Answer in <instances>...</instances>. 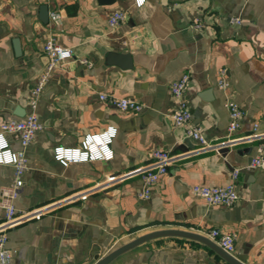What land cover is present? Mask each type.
Here are the masks:
<instances>
[{
	"label": "crops",
	"instance_id": "crops-1",
	"mask_svg": "<svg viewBox=\"0 0 264 264\" xmlns=\"http://www.w3.org/2000/svg\"><path fill=\"white\" fill-rule=\"evenodd\" d=\"M42 5L49 7L48 22L41 19ZM53 10L61 14L59 24L51 21ZM116 10L126 17L111 27L108 16ZM51 35L71 48L73 60L52 72L39 97L43 126L27 147L18 222L8 232L12 264H90L155 230L208 237L212 228L234 233L232 254L246 264H264V167L245 168L264 144V0H146L140 6L135 0H0V120L23 117L15 113L18 107L31 110V90L49 61L44 42ZM110 52L130 53L132 67L109 63ZM223 68L226 89L219 85ZM186 73L191 122L210 143L228 144L199 150L186 125L174 124L178 99L171 84ZM102 91L135 98L144 108L120 111L99 98ZM227 95L243 110L232 134ZM110 128L111 159L63 164L55 158L56 146L76 148L86 135ZM252 134L257 138L248 140ZM7 139L20 146L16 134ZM155 148L174 158L144 198L136 171ZM236 167L244 168L235 205H209L194 194L196 184L227 183ZM12 180L13 167L0 163V199ZM3 214L0 206V221ZM109 264L225 261L200 240L169 235Z\"/></svg>",
	"mask_w": 264,
	"mask_h": 264
},
{
	"label": "built area",
	"instance_id": "built-area-1",
	"mask_svg": "<svg viewBox=\"0 0 264 264\" xmlns=\"http://www.w3.org/2000/svg\"><path fill=\"white\" fill-rule=\"evenodd\" d=\"M146 0H135L137 6L142 5ZM126 17L124 10H116L108 16V23L111 27L117 26ZM52 23L59 24L61 14L57 10L50 12ZM234 20L239 21L238 18ZM44 51L49 58L43 71L38 76L29 99L31 110L23 117H11L0 120V163L11 165L13 167V180L10 184L1 189L0 206L4 214L0 221V264H12V252L8 247V232L18 222L17 199L24 185V175L29 167V158L27 147L33 141L36 133L42 128L36 109L39 97L49 80L52 72L57 67H62L73 60V54L70 47L60 44L54 35L49 36L44 42ZM76 60L92 65V61L87 58H77ZM189 81V74H183L179 79L173 81L171 89L178 99V106L173 112V121L175 125H186L187 135L199 143V150L217 149L227 143H210L203 129L191 122L192 111L185 98L186 87ZM219 85L226 89V69H221ZM99 98L111 103L120 111L139 112L144 108V104L139 100L127 96H117L113 93L102 91ZM225 105L229 114L228 131L234 133L241 124L243 110L239 103L230 95L226 96ZM257 125L255 126V129ZM8 134H16L20 146L13 148L7 139ZM115 134V129L110 128L101 133L88 134L84 137L81 145L76 148H67L58 145L54 148V156L63 164L76 161H87L96 159H111L113 151L108 147ZM248 140L257 138L255 134L248 137ZM229 141V140H228ZM171 153L163 148H155L151 152V160L144 166L137 169V173L142 177V188L139 191L140 196L150 197L153 186L159 181L161 176L168 170L173 160ZM264 167V144L257 148V154L245 168L255 169ZM233 169L231 179L223 185L196 184L193 186L195 195L202 197L209 205L233 206L239 199L237 189V180L241 169ZM27 212L25 216H29ZM209 238L216 242L220 247L229 253L235 250V235L233 232L225 231L220 228H212L207 232Z\"/></svg>",
	"mask_w": 264,
	"mask_h": 264
},
{
	"label": "water",
	"instance_id": "water-1",
	"mask_svg": "<svg viewBox=\"0 0 264 264\" xmlns=\"http://www.w3.org/2000/svg\"><path fill=\"white\" fill-rule=\"evenodd\" d=\"M114 0H101V2L104 3H110ZM41 19L44 22L49 21V7L48 5H42L41 6ZM15 43H17V49L19 51V39L15 40ZM108 62L111 64H117L122 68H130L133 65L132 57L130 53H117V52H110L108 54ZM15 113L19 116H23L25 114V111L18 107L15 111ZM264 141V139H263ZM169 235H176V236H184L188 238H193L200 240L210 247H212L219 255L222 257V259L225 261V264H246L241 258L235 256L232 253H229L225 251L222 247H220L216 242H214L212 239L192 232V231H185L180 229H161V230H155L143 235H140L133 240L124 243L123 245L117 247L116 249L112 250L108 254L99 257L98 255L95 256L96 260H93L90 262V264H109L112 260H114L116 257L121 255L122 253L136 247L137 245L150 240L155 237L159 236H169Z\"/></svg>",
	"mask_w": 264,
	"mask_h": 264
}]
</instances>
